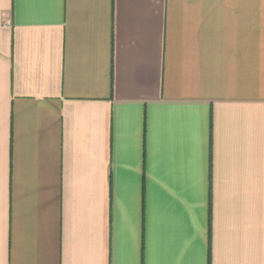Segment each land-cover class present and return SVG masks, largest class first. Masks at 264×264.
Masks as SVG:
<instances>
[{
    "label": "crops",
    "instance_id": "crops-1",
    "mask_svg": "<svg viewBox=\"0 0 264 264\" xmlns=\"http://www.w3.org/2000/svg\"><path fill=\"white\" fill-rule=\"evenodd\" d=\"M0 264H264V0H0Z\"/></svg>",
    "mask_w": 264,
    "mask_h": 264
}]
</instances>
